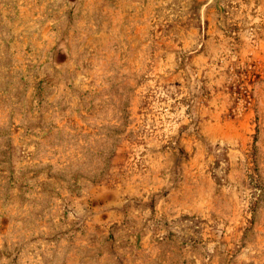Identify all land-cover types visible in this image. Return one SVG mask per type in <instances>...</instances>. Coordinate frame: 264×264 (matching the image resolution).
Wrapping results in <instances>:
<instances>
[{"label": "rangeland", "instance_id": "rangeland-1", "mask_svg": "<svg viewBox=\"0 0 264 264\" xmlns=\"http://www.w3.org/2000/svg\"><path fill=\"white\" fill-rule=\"evenodd\" d=\"M0 264H264V0H0Z\"/></svg>", "mask_w": 264, "mask_h": 264}]
</instances>
